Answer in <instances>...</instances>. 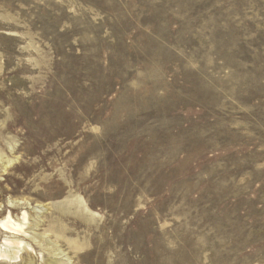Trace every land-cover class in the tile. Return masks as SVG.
Returning <instances> with one entry per match:
<instances>
[{"label": "rangeland", "instance_id": "obj_1", "mask_svg": "<svg viewBox=\"0 0 264 264\" xmlns=\"http://www.w3.org/2000/svg\"><path fill=\"white\" fill-rule=\"evenodd\" d=\"M0 264H264V0H0Z\"/></svg>", "mask_w": 264, "mask_h": 264}, {"label": "bare ground", "instance_id": "obj_2", "mask_svg": "<svg viewBox=\"0 0 264 264\" xmlns=\"http://www.w3.org/2000/svg\"><path fill=\"white\" fill-rule=\"evenodd\" d=\"M10 223V222H9ZM2 229L1 231L3 232H9L10 230H18V228L20 229V227L18 225H14L12 223H10V226H8L5 222L1 223Z\"/></svg>", "mask_w": 264, "mask_h": 264}]
</instances>
